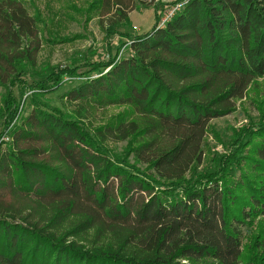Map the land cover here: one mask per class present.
Wrapping results in <instances>:
<instances>
[{"label": "trees", "instance_id": "trees-1", "mask_svg": "<svg viewBox=\"0 0 264 264\" xmlns=\"http://www.w3.org/2000/svg\"><path fill=\"white\" fill-rule=\"evenodd\" d=\"M24 4L0 0L2 86L35 65L47 25ZM117 4L106 37L129 23ZM121 35L130 55L84 63L65 95L74 113L41 98L78 76L76 61L30 86L33 109L0 145V264H264V223L247 255L243 234L264 219V107L212 171L197 170L211 121L264 78V0H188L165 24ZM6 95L4 132L20 116ZM108 106L124 111L87 123ZM122 141L120 154L109 147Z\"/></svg>", "mask_w": 264, "mask_h": 264}, {"label": "rangeland", "instance_id": "rangeland-1", "mask_svg": "<svg viewBox=\"0 0 264 264\" xmlns=\"http://www.w3.org/2000/svg\"><path fill=\"white\" fill-rule=\"evenodd\" d=\"M91 1L25 0L24 5L28 12L33 14L34 8H37L47 25L44 28L42 24H38L40 30L38 36L42 39L40 47L35 51V65L27 66L24 73L16 77L21 83L17 81L11 87L0 84V143L6 141L7 132L12 125L17 126L21 122L20 118L27 116L33 109L34 104L31 99L35 89L30 86L45 78L43 72L47 66L68 65L71 60L76 61L75 64L80 66L77 71L78 76L67 79L58 88L52 89L47 94L44 93L41 98L42 101L65 113H74L75 105L68 101L65 95L74 85L85 80L84 72L88 71V67L84 63L106 61L112 56L128 57L130 55L128 39L121 34L145 33L153 27L155 21H158L161 26L164 18L177 8L181 0H146L143 2L139 0H105L107 5L100 13L99 11L88 13L86 8ZM116 4L126 11L129 23L126 26L117 27L116 33L106 37L105 28L112 19L117 18ZM107 10H109V14L106 13ZM48 15L52 17L53 23L47 20ZM49 32L54 33L53 36L56 37L54 43H52ZM35 42L36 39L33 37L32 41H26L23 47L31 49ZM7 90H10L17 99L20 116L4 132L6 120L4 98L7 96ZM260 105L264 107V78L256 80L247 87L245 96L235 101L234 112L211 121V127L207 131L202 147L203 157L201 164L198 165V171L213 170V159L225 153L234 133L239 132L251 121L252 123L259 121L257 108ZM123 108L124 106H108L103 110L100 109L87 123L92 126L102 125L111 117L123 112ZM126 146V141L109 144L113 152L118 154ZM129 162H133L132 156L129 157ZM235 174L237 177L239 172L236 171ZM261 222L264 223V219L257 218L251 225L252 227L243 228L245 255L249 252L247 245L258 232Z\"/></svg>", "mask_w": 264, "mask_h": 264}, {"label": "built area", "instance_id": "built-area-1", "mask_svg": "<svg viewBox=\"0 0 264 264\" xmlns=\"http://www.w3.org/2000/svg\"><path fill=\"white\" fill-rule=\"evenodd\" d=\"M188 0H181L180 3L178 4L177 8H175L172 12H169V14L164 18L163 22L161 25H163L164 23H166L168 20H170L174 14L179 11L182 6L187 2ZM177 10V11H176ZM176 11V12H175ZM6 141H8V137L6 138ZM5 142V141H4ZM2 144V142L0 143V145Z\"/></svg>", "mask_w": 264, "mask_h": 264}]
</instances>
